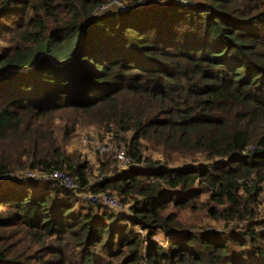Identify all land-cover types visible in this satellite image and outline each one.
<instances>
[{
  "label": "trees",
  "instance_id": "trees-1",
  "mask_svg": "<svg viewBox=\"0 0 264 264\" xmlns=\"http://www.w3.org/2000/svg\"><path fill=\"white\" fill-rule=\"evenodd\" d=\"M113 1L0 0V264H264V0ZM80 123L128 135L94 187Z\"/></svg>",
  "mask_w": 264,
  "mask_h": 264
},
{
  "label": "rangeland",
  "instance_id": "rangeland-1",
  "mask_svg": "<svg viewBox=\"0 0 264 264\" xmlns=\"http://www.w3.org/2000/svg\"><path fill=\"white\" fill-rule=\"evenodd\" d=\"M113 5L111 7L110 6L107 7V9H112V10L118 9V5H116L117 8ZM4 46H6L5 42L0 39V48ZM55 123L59 124V121L56 120ZM127 137L128 135L126 136L124 134L115 135L112 131H108L93 124L80 123L75 127L73 134L70 136L68 142L65 144V152L71 156L72 155L79 156L80 160L87 164V168L89 172L88 185L94 187L99 182L101 177L113 176L117 171L123 170L122 169L123 166L118 161L116 157V153L118 152L117 151L118 149H122L124 151L126 150L124 139ZM144 155L150 156L149 158L153 160L159 159V156L155 152L145 151ZM102 168L106 169V171L100 172ZM21 173L25 175L27 174L24 172ZM28 175H32L36 177L40 176L38 172H29ZM69 187L76 198H78L77 194L87 195V193H95V194L104 193V192H91V191L79 192V190H77L76 185L74 183ZM109 196L114 197L117 200L119 199L116 196V194L112 192H109ZM205 197L206 195L202 196L201 198H205ZM101 201L102 200H99L98 202H94L92 205L94 206L99 205L101 209L105 208L108 211L114 213L126 209V206L120 205L121 202L119 200L118 203L120 206L117 209H110L106 205L102 204ZM188 217H191L190 213L188 214ZM256 221H259V224L256 225L253 228V230L260 231L261 233L264 234V184H263V190L259 196V205L257 207ZM210 223H212V225H214L213 227H215L219 231L226 230L224 224L221 222L210 221ZM234 227L244 228L245 223L238 222V220H234L231 222L230 228H234ZM139 232L142 233L141 230H139ZM154 239L158 240V238H154Z\"/></svg>",
  "mask_w": 264,
  "mask_h": 264
},
{
  "label": "built area",
  "instance_id": "built-area-1",
  "mask_svg": "<svg viewBox=\"0 0 264 264\" xmlns=\"http://www.w3.org/2000/svg\"><path fill=\"white\" fill-rule=\"evenodd\" d=\"M111 4L112 5L116 4V5H118L119 8H122L124 6V4H122L120 1H117V0H114ZM117 151L118 152L116 153V157H117L118 161L122 164V166H123L122 169L127 168L130 160L127 158L125 151L122 149H118ZM50 178L53 180H58L62 186L69 188V189H70L69 186L74 183L70 179L69 176L64 175L58 171H53L50 174ZM85 192H87V191H85ZM83 195L84 194H77V197L79 200H81L84 203L93 204L94 202H98L99 200H102L101 203L106 205L110 209H117L120 206L118 203V200L115 199L114 197L109 196V194H107L106 192L99 193V194L87 193V195H84V196Z\"/></svg>",
  "mask_w": 264,
  "mask_h": 264
},
{
  "label": "water",
  "instance_id": "water-1",
  "mask_svg": "<svg viewBox=\"0 0 264 264\" xmlns=\"http://www.w3.org/2000/svg\"><path fill=\"white\" fill-rule=\"evenodd\" d=\"M110 7L112 6V4H110L109 5ZM109 6H104V7H100V9L99 10H97V11H95L93 14H92V17L91 18H93V17H95L96 15H98L100 12H104L106 9H107V7H109ZM119 8V7H118ZM131 8H133V7H129V6H123L122 8H119V9H122V10H128V9H131ZM43 55H45V54H43V53H40V54H37V59H40ZM35 64V60H33L32 61V63L28 66V67H24V68H15V69H11V71H20V72H25L28 68H30V67H32L33 65Z\"/></svg>",
  "mask_w": 264,
  "mask_h": 264
}]
</instances>
